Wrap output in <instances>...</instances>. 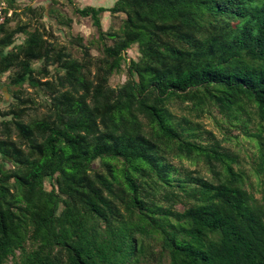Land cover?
Segmentation results:
<instances>
[{"label": "trees", "instance_id": "16d2710c", "mask_svg": "<svg viewBox=\"0 0 264 264\" xmlns=\"http://www.w3.org/2000/svg\"><path fill=\"white\" fill-rule=\"evenodd\" d=\"M18 1L0 0V76L13 99L0 107V264H141L154 247L155 264H264V0L74 5L96 32L71 39L79 57L42 22L17 19ZM24 8L38 21L46 10ZM106 14L123 17L104 28ZM26 87L45 96L28 120ZM174 100L244 131L241 115L256 120L259 198L237 154L177 117Z\"/></svg>", "mask_w": 264, "mask_h": 264}, {"label": "rangeland", "instance_id": "374dc122", "mask_svg": "<svg viewBox=\"0 0 264 264\" xmlns=\"http://www.w3.org/2000/svg\"><path fill=\"white\" fill-rule=\"evenodd\" d=\"M114 0H73V4L67 0H19L17 3L16 11L19 13L17 19L27 21L31 27L37 26L41 29V22L44 24L45 29L51 34L50 39L58 42L59 44L65 45L71 53L79 57L81 55V48L76 44H73L71 39L78 36H83V42H88L96 38L95 27L89 17H79L74 12V5L77 7H83L85 5L92 6H104L108 7L112 5ZM3 3H0V8ZM40 7L45 6L46 10L42 18L36 19L30 11L25 10V6ZM55 9L57 12H61L62 15L70 17L72 19L71 26H65L60 24L55 17L47 14L50 9ZM123 17L122 14H117L115 17L110 18L109 15H104L102 18V24L104 28H108L111 24L113 27L118 25L119 20ZM14 24V22L12 23ZM18 38H22V34H17ZM91 54L97 55V51L92 48ZM128 55V54H127ZM126 76L124 72L112 76L110 83L115 86L122 83ZM5 76H0V107H7L13 102L12 96L5 89ZM25 98L31 99V104L26 110L25 119H29L32 116L39 115L45 108L41 106L40 102L45 97L43 94H36L31 87L25 88ZM170 108L177 117L185 116L195 123H199L202 129L211 130L217 138L222 139L221 144L234 151L238 157V164L235 165L236 169H241L246 174L245 187L254 193L256 197H260V179L254 172V166L257 157V146L253 136L256 130V120L248 118L246 115L240 117L247 120V131H244L240 126H236V121L225 117L218 113L216 110H196L187 101L180 102L174 100L170 104ZM172 162L178 167L184 166L195 173L200 174L206 178H212L213 174L204 166L203 162L197 163L191 162L186 159H178L172 157ZM177 208L181 207V204H177ZM154 254L149 258V262H142L141 264H155L154 261H158V254L156 251L157 247H154ZM168 261L162 259L160 264H167Z\"/></svg>", "mask_w": 264, "mask_h": 264}]
</instances>
